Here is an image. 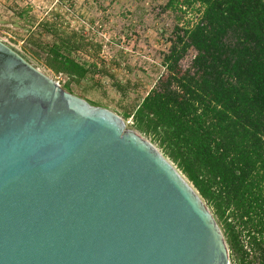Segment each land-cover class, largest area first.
<instances>
[{
  "label": "water",
  "instance_id": "water-1",
  "mask_svg": "<svg viewBox=\"0 0 264 264\" xmlns=\"http://www.w3.org/2000/svg\"><path fill=\"white\" fill-rule=\"evenodd\" d=\"M0 264H230L197 190L124 118L0 41Z\"/></svg>",
  "mask_w": 264,
  "mask_h": 264
},
{
  "label": "trees",
  "instance_id": "trees-1",
  "mask_svg": "<svg viewBox=\"0 0 264 264\" xmlns=\"http://www.w3.org/2000/svg\"><path fill=\"white\" fill-rule=\"evenodd\" d=\"M168 5L196 9L197 19L177 28L163 58L165 73L123 116L181 171L215 215L231 209L242 217L264 185V0ZM190 49L195 54L184 69L180 60ZM48 51L46 66L54 73L78 83L90 72L59 46ZM63 87L70 91L69 82ZM227 233L238 263L253 264L238 253L234 230L228 226Z\"/></svg>",
  "mask_w": 264,
  "mask_h": 264
},
{
  "label": "rangeland",
  "instance_id": "rangeland-1",
  "mask_svg": "<svg viewBox=\"0 0 264 264\" xmlns=\"http://www.w3.org/2000/svg\"><path fill=\"white\" fill-rule=\"evenodd\" d=\"M197 16L196 9L175 10L168 0H0V41L62 88L69 82L70 93L124 118L123 112L138 104L165 73L163 58L177 28L191 25ZM54 46L88 67L86 77L77 83L49 69L46 58ZM194 54L187 51L182 68L190 66ZM124 121L131 128V120ZM205 204L227 243L222 219ZM231 221L236 231L237 223ZM227 249L230 264H238L228 243ZM247 254L248 262L259 264L258 252Z\"/></svg>",
  "mask_w": 264,
  "mask_h": 264
},
{
  "label": "flooded vegetation",
  "instance_id": "flooded-vegetation-1",
  "mask_svg": "<svg viewBox=\"0 0 264 264\" xmlns=\"http://www.w3.org/2000/svg\"><path fill=\"white\" fill-rule=\"evenodd\" d=\"M256 191L257 196L255 197L257 199L251 203L248 214H243V216L240 217V212L228 209L221 219L223 221L224 232L227 231L228 226L234 230L233 226L230 224L232 218L237 223L238 229L236 231L234 230V232L238 237L240 245L238 253L248 255V252L251 253L252 250L256 251L259 254L258 263L262 264L261 255H264V185L257 187ZM227 216H229V218H227ZM228 219L230 222H228ZM258 244H261V248H257Z\"/></svg>",
  "mask_w": 264,
  "mask_h": 264
}]
</instances>
